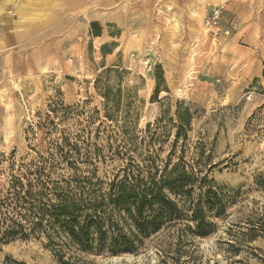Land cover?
<instances>
[{"label":"rangeland","instance_id":"obj_1","mask_svg":"<svg viewBox=\"0 0 264 264\" xmlns=\"http://www.w3.org/2000/svg\"><path fill=\"white\" fill-rule=\"evenodd\" d=\"M37 168L103 191L123 170L187 172L185 206L209 187L224 206L205 236L165 225L85 264H264V0H0V198ZM1 250L60 264L45 237Z\"/></svg>","mask_w":264,"mask_h":264},{"label":"trees","instance_id":"obj_2","mask_svg":"<svg viewBox=\"0 0 264 264\" xmlns=\"http://www.w3.org/2000/svg\"><path fill=\"white\" fill-rule=\"evenodd\" d=\"M35 171L30 174L35 179L15 178L0 198V264H27L2 257L1 247L17 238L45 237L60 264H85L81 254L136 253L143 238L158 233L165 225L189 221L195 224L196 235L205 236L206 209H224L213 200L217 193L211 187L204 193L210 199L207 203L203 204L200 197L185 206L181 197L187 195L183 192L189 179L187 172L177 178L172 170L154 168L144 179L140 172L136 175L123 170V178L108 183L103 191L88 178L55 180L45 168ZM193 178L198 180L197 176ZM200 183L209 182L201 179ZM258 228L260 232L251 228L252 238L264 232L262 225Z\"/></svg>","mask_w":264,"mask_h":264},{"label":"built area","instance_id":"obj_3","mask_svg":"<svg viewBox=\"0 0 264 264\" xmlns=\"http://www.w3.org/2000/svg\"><path fill=\"white\" fill-rule=\"evenodd\" d=\"M222 8L220 6L211 7L204 16V26L212 34L217 35L221 30L220 24L223 20ZM231 28H235V26L232 24L228 30L224 31L225 35H229Z\"/></svg>","mask_w":264,"mask_h":264}]
</instances>
